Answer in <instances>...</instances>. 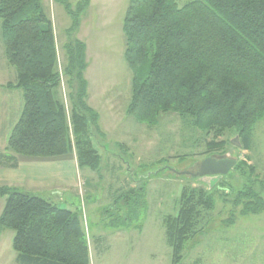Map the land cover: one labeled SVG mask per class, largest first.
I'll return each instance as SVG.
<instances>
[{
    "label": "trees",
    "instance_id": "1",
    "mask_svg": "<svg viewBox=\"0 0 264 264\" xmlns=\"http://www.w3.org/2000/svg\"><path fill=\"white\" fill-rule=\"evenodd\" d=\"M56 1L73 19L70 30L79 26L90 3ZM0 21L5 56L17 72L16 81L5 86L21 89L23 98L0 164L16 168L22 158L75 154L78 168L98 170L93 129L103 133L86 101L85 43L70 38L58 69L53 23L41 0H0ZM122 30L132 71L128 116L155 125L162 113H177L212 134L207 152L223 151L220 138L231 129L241 148L250 149L253 128L264 118V0H190L181 7L176 0H128ZM62 77L70 89L69 111L59 95ZM219 183L210 190L182 188L176 215L165 219L171 264H182L201 213L214 207ZM142 189H132L126 198ZM236 193L240 215L264 212V199L252 185L243 181ZM0 196L5 197L0 228L14 232L12 248L18 255L45 264H90L78 212L13 186L0 185ZM228 220L233 223L234 214Z\"/></svg>",
    "mask_w": 264,
    "mask_h": 264
},
{
    "label": "rangeland",
    "instance_id": "2",
    "mask_svg": "<svg viewBox=\"0 0 264 264\" xmlns=\"http://www.w3.org/2000/svg\"><path fill=\"white\" fill-rule=\"evenodd\" d=\"M41 1L53 23L58 69L65 62L63 45L70 38L86 43L88 100L103 131L102 136L93 129L92 144L102 160L98 170L81 169L80 186L65 192V201L51 197L47 189L16 185L18 190L77 210L88 235L90 264H171L165 219L176 215L184 186L203 185L187 172L194 173L210 155L234 158L235 166L213 192V209L201 213L197 233L184 247L182 264H264V212L240 215L236 206V191L243 181L264 199V118L253 128L249 150L232 143L236 131L231 129L220 138L225 140L224 150L216 152H207L212 134L198 130L188 116L162 113L155 125L137 122L126 114L132 92L122 30L128 0H93L73 30L63 3ZM188 1L176 3L181 7ZM16 79V69L5 56L0 21V148L21 113L22 98L5 86ZM69 90L62 77L59 95L68 111ZM140 186L142 191L126 198L125 193ZM79 192L86 196L84 207ZM4 205L5 197L0 196V212ZM231 214L233 223L228 220ZM2 236L1 249L13 251L8 235Z\"/></svg>",
    "mask_w": 264,
    "mask_h": 264
},
{
    "label": "crops",
    "instance_id": "3",
    "mask_svg": "<svg viewBox=\"0 0 264 264\" xmlns=\"http://www.w3.org/2000/svg\"><path fill=\"white\" fill-rule=\"evenodd\" d=\"M92 4H94V1L90 0L89 6H91ZM79 40L81 39L79 38ZM19 90L20 89L17 88L10 89V91L17 92L18 97L22 98V91L19 92ZM86 101L88 105L95 111V108L89 103L88 100V89H87ZM22 106H23V98H22ZM5 147L6 144L2 148H0V153L6 152ZM107 156L117 157V155L113 153H108ZM107 156L106 159L109 161V158ZM81 176H82L81 169L78 168L77 166V160L75 154H73L72 156L54 159V160H36V159L22 158L20 159L18 166L16 168L6 167L0 164V185H8L13 187H16V185H21L29 190L42 191L47 189L49 190L47 193L51 194V197H55L56 199L58 198L60 201H65L63 198V194L65 192H69V189L72 188L75 189L78 188V186H80L79 182ZM79 194L80 197L82 198L80 192ZM85 197L86 196L84 195V197L81 199L83 201L82 207L86 205ZM69 210H73V209H69ZM73 211L77 212V210H73ZM8 230L9 229L0 228V238L2 234L3 236L4 234H7L10 241V248H12V239L14 236V232L12 230L9 231ZM87 240H88V235H87ZM88 248H90L89 240H88ZM89 255H90V249H89ZM0 264H45V263L40 261H33V260L29 261V259L18 255V253L14 250L4 251L0 247Z\"/></svg>",
    "mask_w": 264,
    "mask_h": 264
},
{
    "label": "water",
    "instance_id": "4",
    "mask_svg": "<svg viewBox=\"0 0 264 264\" xmlns=\"http://www.w3.org/2000/svg\"><path fill=\"white\" fill-rule=\"evenodd\" d=\"M236 146H241L239 136L236 135L232 141ZM236 159L226 156H207L199 164V170L196 173H190L194 177H198V181L203 184L206 189L210 190L235 166Z\"/></svg>",
    "mask_w": 264,
    "mask_h": 264
},
{
    "label": "flooded vegetation",
    "instance_id": "5",
    "mask_svg": "<svg viewBox=\"0 0 264 264\" xmlns=\"http://www.w3.org/2000/svg\"><path fill=\"white\" fill-rule=\"evenodd\" d=\"M213 156H215V155H213ZM218 156H220V155H218ZM198 170H199V166H198L197 170L194 173H196ZM195 179H198V177H195Z\"/></svg>",
    "mask_w": 264,
    "mask_h": 264
}]
</instances>
